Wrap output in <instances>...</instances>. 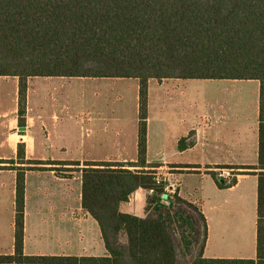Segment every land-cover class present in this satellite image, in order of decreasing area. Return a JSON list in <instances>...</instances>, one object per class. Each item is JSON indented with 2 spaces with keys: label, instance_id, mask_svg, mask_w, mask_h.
<instances>
[{
  "label": "trees",
  "instance_id": "16d2710c",
  "mask_svg": "<svg viewBox=\"0 0 264 264\" xmlns=\"http://www.w3.org/2000/svg\"><path fill=\"white\" fill-rule=\"evenodd\" d=\"M0 76L19 79L20 123L29 78L139 83L137 161L88 162L82 170V205L98 222L108 256L24 254L25 171L44 168L24 161L20 145L27 167L16 179L15 251L0 255V264H180L184 252L195 256L191 264H264V172L256 258H207L202 209L157 184L160 165L146 158L150 80H258L259 167L243 168L264 169V0H0ZM193 145L184 138L178 148ZM212 175L221 188L237 182ZM138 189L147 192L144 218L120 210Z\"/></svg>",
  "mask_w": 264,
  "mask_h": 264
},
{
  "label": "crops",
  "instance_id": "0c3cea01",
  "mask_svg": "<svg viewBox=\"0 0 264 264\" xmlns=\"http://www.w3.org/2000/svg\"><path fill=\"white\" fill-rule=\"evenodd\" d=\"M73 79L77 78H29L26 112L21 116L24 123H20L19 79L0 76V198L3 194L11 198V209L7 213L1 210L6 202L0 200V222L12 219L11 230L0 232V255L15 251L16 179L18 168L27 167L20 161L22 145L24 161H36L40 164L33 166L44 168L25 171L24 254L108 256L98 222L82 205V170L88 162H136L138 134L135 151L129 156L117 155L121 145L106 140L103 134L112 129L118 136L119 125L98 126L82 113L75 123L71 116L62 118L57 109L73 108L71 90L65 93L66 82ZM191 80L197 79L149 81L148 114L150 90L155 82L156 91L163 96L171 97L173 92L180 91L188 111L198 115L188 120L183 119L185 116L177 117L172 125L169 122L172 119L165 120L162 115L157 126L156 140H159L162 160L158 163L151 158L153 141L149 125L147 163L160 165L157 174L173 185L179 196L202 209L208 223L205 257L256 258L258 186L264 169L243 167H259L260 81L206 80L211 82V88L209 98L204 99L202 113L201 91L193 88L187 96L186 84ZM183 106L181 103L180 107ZM184 138L193 140L194 145L180 151L178 145ZM60 167L76 170L63 175ZM190 174L200 178L196 198L184 194L181 178ZM212 174H216L220 182L222 179L221 183L229 182L228 177L233 174L237 182L221 188ZM146 195L145 190L138 189L120 210L144 218ZM42 241L49 245L46 253L37 251L45 247Z\"/></svg>",
  "mask_w": 264,
  "mask_h": 264
},
{
  "label": "rangeland",
  "instance_id": "374dc122",
  "mask_svg": "<svg viewBox=\"0 0 264 264\" xmlns=\"http://www.w3.org/2000/svg\"><path fill=\"white\" fill-rule=\"evenodd\" d=\"M186 84L187 89L189 88L188 94L192 93L193 88H198L201 91V111L203 113V105H205L204 99L209 98V90L211 88V82L206 80H191ZM68 86L65 89V93L71 90L73 108L69 111L57 109V113L64 118V116H71L72 121L78 122L79 115H88L89 119L94 120L98 126H105L107 123L110 127L113 125H119V134L116 135V131L105 130L103 136L106 140H113L116 143L119 142L121 145L120 151L116 152L117 155L126 153L129 154L134 152L135 139L138 134V96H139V85L135 79H120V78H89V79H73L66 82ZM252 85V84H251ZM53 93V91H50ZM187 99V97L185 98ZM150 106H149V124L152 136V162H162L159 157L161 148L159 147V140H156L157 126L159 120H161L164 114L165 120L172 119L170 125L176 121L177 117L185 116L183 119H191L192 116L198 115L197 112L192 113L188 111L187 102L183 100L182 93H172L171 97L163 96L161 92L156 91L155 82H153L150 90ZM184 103L185 106L182 108L180 104ZM184 109V110H183ZM170 114V116L168 115ZM190 116V117H188ZM188 117V118H187ZM69 118V117H67ZM151 121V123H150ZM259 163V162H258ZM64 175L68 171L76 170L75 168L60 167L59 169ZM169 170V169H168ZM168 170H165L168 171ZM157 172V171H156ZM171 172H174L173 170ZM158 176L162 177L160 174ZM195 175V176H194ZM229 175V182H233L236 178ZM182 179L184 194L191 198H196L198 192L196 188L200 186V178L196 174L184 176ZM173 184L177 182L172 180ZM186 192V193H185ZM2 198V199H1ZM0 200L6 202L3 204L1 210L7 213L11 208V198L3 194ZM7 200V201H6ZM6 221V222H5ZM11 221L5 218L0 222V232L8 233L11 230ZM48 228V227H46ZM45 247H41L37 251L47 252L49 245L47 242L42 241ZM195 256H190L185 252L179 255L180 264H191Z\"/></svg>",
  "mask_w": 264,
  "mask_h": 264
},
{
  "label": "built area",
  "instance_id": "2783aa9c",
  "mask_svg": "<svg viewBox=\"0 0 264 264\" xmlns=\"http://www.w3.org/2000/svg\"><path fill=\"white\" fill-rule=\"evenodd\" d=\"M155 180H156V183L157 184H160L161 182H166L163 177H160L156 174V177H155ZM167 183V182H166ZM165 191L168 193V194H174L175 193V190H173V185H169L167 183V186L165 188Z\"/></svg>",
  "mask_w": 264,
  "mask_h": 264
},
{
  "label": "water",
  "instance_id": "95a60500",
  "mask_svg": "<svg viewBox=\"0 0 264 264\" xmlns=\"http://www.w3.org/2000/svg\"><path fill=\"white\" fill-rule=\"evenodd\" d=\"M223 180L221 179V182H222Z\"/></svg>",
  "mask_w": 264,
  "mask_h": 264
}]
</instances>
